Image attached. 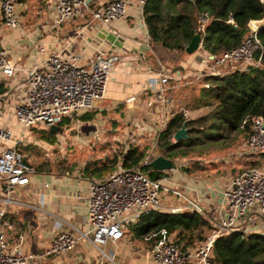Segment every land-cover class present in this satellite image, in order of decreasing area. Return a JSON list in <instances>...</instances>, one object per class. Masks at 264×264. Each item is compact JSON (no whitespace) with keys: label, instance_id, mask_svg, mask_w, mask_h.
Here are the masks:
<instances>
[{"label":"crops","instance_id":"obj_1","mask_svg":"<svg viewBox=\"0 0 264 264\" xmlns=\"http://www.w3.org/2000/svg\"><path fill=\"white\" fill-rule=\"evenodd\" d=\"M55 1L20 0V4L16 6L20 25L15 28L4 25L0 12L1 51L19 67L9 79H5L0 72V101L6 102V110L9 108L12 110L14 104L21 99L25 89L26 70L34 63H42L47 57V53L36 52V44H41L48 51L62 50L78 54L80 55L78 63L81 64L97 50L117 54L119 60L109 75L104 98L107 107L120 108L121 111L139 112L145 107L139 98L141 83L162 65L170 69L171 88L166 95L171 103L167 108L161 103L154 104L152 118L143 125L148 129H154V138L157 140L155 146L158 151L155 155L161 151L158 136L163 129L162 126L175 113H180L188 121H193L208 109L186 106L190 100L198 97L202 87L200 80H196L193 75L204 67L203 56L198 52L193 54L185 52V56L181 57L152 41L142 10L137 5L130 4L124 17L113 20L109 28L114 31H111L93 20L88 11H83L80 16L59 26L55 25ZM106 1L108 0H89L93 7H98ZM172 55H175L173 60L179 65L176 69L174 65L173 69L170 68L172 64L169 60H172ZM164 57L165 65L160 61V58ZM8 101L14 103L13 107L11 103L7 104ZM183 108L186 111L185 115L181 113ZM102 109L100 107L99 111ZM146 112L148 113V110ZM4 123L0 121V126ZM236 131L238 136L234 138V143L229 148L220 151L212 148L211 153L203 152L197 155L195 162L190 163L192 165L190 168L176 166L174 169L162 171L163 185L177 189L184 195L181 197L163 190L162 211L175 208V212L191 214L193 212L190 201L194 202L199 212L210 220L212 231L214 230L219 214L226 211L222 190L234 176L251 167L249 164L254 157L246 145L248 135L240 129L230 132ZM223 140V137H219L211 139V142L214 143V147L220 148ZM147 150L149 151V148ZM257 155L264 157L263 154ZM257 166H262V163ZM84 169L61 170L56 166L33 169L31 182L15 192L17 202L10 206L7 213L12 223V227L7 230V238L13 242L18 234L25 235L23 251L29 256L28 264L56 262L106 264L100 259L98 249L83 239L64 256L56 258L43 255L55 233L66 230L76 234L87 228L88 181L100 180L106 174L105 172L89 174ZM38 192H42V195ZM140 225L138 219L124 221V237L105 246V250L113 255L117 264H156L147 254L152 241L137 235L136 230ZM237 227L242 233H264V216L252 209L246 216L238 219ZM172 234L175 239V234ZM189 264L197 263L193 261Z\"/></svg>","mask_w":264,"mask_h":264},{"label":"built area","instance_id":"obj_2","mask_svg":"<svg viewBox=\"0 0 264 264\" xmlns=\"http://www.w3.org/2000/svg\"><path fill=\"white\" fill-rule=\"evenodd\" d=\"M149 0H108L96 8L90 7L89 0H56L54 3V23L78 17L88 11L93 20L101 26L110 27V23L127 14L130 4L137 5L143 13V7ZM264 1V0H262ZM20 0H0L1 19L4 25L15 28L20 25L16 6ZM207 17L200 18L203 30ZM248 34L242 42L218 56L207 54L210 71L204 74L203 68L194 73L196 80L204 75H225L235 70L243 71L256 67L259 58L255 55L263 51L257 33L258 30L247 23ZM111 31V28H109ZM37 53H47L42 63H34L26 70L25 89L9 113L18 124L26 128L36 122L46 126L59 125L65 118L90 111L105 97L107 81L118 62L117 54L97 50L88 56L86 62L78 63L80 55L62 50H46L36 44ZM18 65L4 51H0V72L5 79L12 78ZM171 70L163 65L151 73L141 83L140 100L153 112L154 104L163 107L170 105L166 92L171 88L169 81ZM181 113L185 115L183 108ZM164 125L162 128H164ZM161 128V129H162ZM176 141L173 139L172 144ZM21 139L15 136L5 122L0 126V264H28L29 256L23 251L25 235L18 234L13 242L8 241L7 230L12 223L7 217L10 206L16 204L15 192L31 182L33 168L24 161L19 151ZM250 152L264 154V119L261 116L251 118L250 132L246 138ZM159 154L165 155V150ZM155 155L148 152L141 165H149ZM163 178H151L141 167L127 169L118 166L100 180L88 181L87 228L73 234L66 230L55 233L45 249L44 256L61 257L73 250L81 239L91 242L97 249L101 260L106 264H117L112 254L105 250L109 242L121 240L125 231L123 222L138 219L152 210H162L161 192L171 191L177 196L184 195L177 189L162 183ZM47 185V184H45ZM42 195V192H38ZM226 211L219 214L214 230L206 240L195 248L183 250L172 233L162 228L150 233L146 239L154 238L148 256L156 264H210V252L213 241L219 235L240 232L237 227L239 218L254 209L264 216V165L251 166L234 176L222 190ZM191 210L199 211L190 201ZM175 212L176 209H170Z\"/></svg>","mask_w":264,"mask_h":264},{"label":"trees","instance_id":"obj_3","mask_svg":"<svg viewBox=\"0 0 264 264\" xmlns=\"http://www.w3.org/2000/svg\"><path fill=\"white\" fill-rule=\"evenodd\" d=\"M91 8L93 7L91 3ZM143 16L152 41L172 51H183L195 31L202 36L201 48L208 55L218 56L222 52L238 46L248 34L247 23L264 16L262 0H149L143 7ZM207 17L203 30L200 18ZM263 45V51L257 52L259 64L247 70L227 73L225 75H205L198 97L190 100L186 106L192 108H210L205 126L209 139L221 137L219 130L240 129L247 135L250 132L251 118L261 116L264 119V30L257 33ZM97 108L81 113L79 118L90 120ZM69 118H65L68 120ZM185 118L175 113L165 124L158 136V146L165 150L169 158L184 157L187 147L192 144V136L185 140L171 143L174 131L181 127ZM191 120L187 125L191 124ZM203 129V127L201 128ZM186 148V147H185ZM22 153V148L19 146ZM147 147L129 145L121 158V166L127 169L141 167L149 177L161 178L163 172L153 170L149 165H141L148 153ZM23 154V153H22ZM264 155V154H263ZM23 159L31 167L25 155ZM107 165H94L85 168L89 174L104 172ZM141 224L137 235L146 237L164 228L175 234V241L183 250L195 248L206 240L212 231L210 220L199 211L170 212L152 210L138 218ZM154 238L150 241L153 242ZM210 264H264V233L235 232L219 235L215 238L210 252Z\"/></svg>","mask_w":264,"mask_h":264},{"label":"rangeland","instance_id":"obj_4","mask_svg":"<svg viewBox=\"0 0 264 264\" xmlns=\"http://www.w3.org/2000/svg\"><path fill=\"white\" fill-rule=\"evenodd\" d=\"M172 52L181 55V57L185 56L184 50ZM196 52L203 56L204 74L208 73L211 62L207 59V53L201 47ZM174 56L172 55V60H169L172 69L174 66L175 69L179 67L173 60ZM164 59L166 58H160V61L165 65ZM3 101H0V106L2 105L0 121L7 122L14 135L21 139L22 153L32 164L34 170L50 166H56L61 170H82L83 168H92L96 164L100 166L105 164L108 167L104 171L107 175L121 165V158L129 145H138L140 148L147 147L149 148L148 152L154 155L158 152L155 146L157 140L154 138V129L143 127L153 116L146 112V107H142L139 112L121 111L120 108L107 107V101L103 98L97 104V110L93 112V117L90 120L80 119V114L73 115L58 125L60 131L51 132L49 127L42 122H36L26 128L22 127L9 115L12 110L10 108L6 110V102ZM8 103L11 102L8 101ZM12 104L14 103L10 105ZM100 107L103 108L102 111H99ZM209 111L208 108L188 125V135L193 138L192 144L189 147L185 145L180 147L181 150L187 149V154L184 157L174 158L177 167L188 168L192 166L190 163L195 162L197 155L203 152L211 153L213 149L216 151L225 150L234 143L238 132H230L221 128L219 132L224 140L220 143V148L214 147V143L212 144L211 139L205 135L207 131L204 129L209 122ZM202 127L203 129H201ZM251 156L254 157H252L249 166H257L261 163L264 165L263 156H258L257 153H253ZM56 264L59 263L56 262Z\"/></svg>","mask_w":264,"mask_h":264},{"label":"water","instance_id":"obj_5","mask_svg":"<svg viewBox=\"0 0 264 264\" xmlns=\"http://www.w3.org/2000/svg\"><path fill=\"white\" fill-rule=\"evenodd\" d=\"M250 23L258 30H264V16L260 19L250 20ZM202 36L198 31H195L192 35L191 39L184 47V51L187 54H192L196 52L201 47ZM1 51V46H0ZM133 99H130V103L132 104ZM188 119H185L180 128L174 131L172 137L175 141L184 140L188 138V128H187ZM51 132L60 131V127L58 125H52L49 127ZM149 166L156 171H164L169 169H174L176 167V163L172 158H168L163 154L155 155L150 161Z\"/></svg>","mask_w":264,"mask_h":264}]
</instances>
